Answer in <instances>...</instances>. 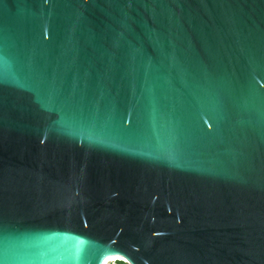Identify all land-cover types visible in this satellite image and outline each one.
Instances as JSON below:
<instances>
[{
    "label": "water",
    "instance_id": "obj_1",
    "mask_svg": "<svg viewBox=\"0 0 264 264\" xmlns=\"http://www.w3.org/2000/svg\"><path fill=\"white\" fill-rule=\"evenodd\" d=\"M264 264V0H0V264Z\"/></svg>",
    "mask_w": 264,
    "mask_h": 264
},
{
    "label": "bare ground",
    "instance_id": "obj_2",
    "mask_svg": "<svg viewBox=\"0 0 264 264\" xmlns=\"http://www.w3.org/2000/svg\"><path fill=\"white\" fill-rule=\"evenodd\" d=\"M114 260H124V261H127V260H125V259H123V258H111V259H109L108 261H107V263L106 264H108L109 262H112V261H114Z\"/></svg>",
    "mask_w": 264,
    "mask_h": 264
},
{
    "label": "built area",
    "instance_id": "obj_3",
    "mask_svg": "<svg viewBox=\"0 0 264 264\" xmlns=\"http://www.w3.org/2000/svg\"><path fill=\"white\" fill-rule=\"evenodd\" d=\"M117 260H114V261H112V262H109L108 264H112V263H115ZM120 261H123V262H125L126 264H130L128 261H124V260H120Z\"/></svg>",
    "mask_w": 264,
    "mask_h": 264
},
{
    "label": "trees",
    "instance_id": "obj_4",
    "mask_svg": "<svg viewBox=\"0 0 264 264\" xmlns=\"http://www.w3.org/2000/svg\"><path fill=\"white\" fill-rule=\"evenodd\" d=\"M112 264H126V263L123 261L117 260L115 263H112Z\"/></svg>",
    "mask_w": 264,
    "mask_h": 264
}]
</instances>
